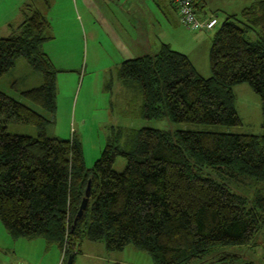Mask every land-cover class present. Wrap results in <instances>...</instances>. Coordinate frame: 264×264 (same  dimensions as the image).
<instances>
[{"label": "trees", "instance_id": "trees-1", "mask_svg": "<svg viewBox=\"0 0 264 264\" xmlns=\"http://www.w3.org/2000/svg\"><path fill=\"white\" fill-rule=\"evenodd\" d=\"M192 2L203 10V0ZM25 10L10 36L0 37V79L24 58L42 83L21 95L53 115L58 71L42 49L51 26L38 10ZM218 25L209 78L165 43L119 64L118 80L142 100L141 118L240 126L233 87L246 83L261 100L264 129V0ZM12 122L36 127L37 135L9 133ZM48 122L0 90V221L12 240L65 247L72 264L84 240L107 252L132 246L154 264H196L222 247L255 246L264 235V135L117 127L87 169L80 141L47 136ZM119 156L126 165L116 172ZM89 180L88 207L74 224ZM222 260L254 264L233 254Z\"/></svg>", "mask_w": 264, "mask_h": 264}, {"label": "rangeland", "instance_id": "rangeland-1", "mask_svg": "<svg viewBox=\"0 0 264 264\" xmlns=\"http://www.w3.org/2000/svg\"><path fill=\"white\" fill-rule=\"evenodd\" d=\"M216 1L222 3L224 0H208L213 6H216ZM237 1L234 4L227 0L225 3L230 5L228 9H220L212 14L217 17L219 25L234 10L237 14L241 12L238 10L242 9V1H248L249 5L252 3V0ZM143 2L151 13L153 10L157 13L150 0H129V4L126 0H0V37H9V26L16 28L24 20L22 11L26 6L38 10L50 24V39L43 43L42 49L50 55L58 71L56 111L50 115L21 95V92L42 83V75L34 71L24 58H19L16 66L2 76L0 90L45 116L49 120L45 126L47 136L61 140L78 139L87 169L99 158L117 127L171 131L211 129L234 134L264 135L261 100L246 83L233 87L234 108L240 118V126L206 127L170 123L165 119L146 120L139 116L142 100L131 84L121 83L116 76V68L121 62L137 57L127 46L130 41L124 33L114 32L113 28L116 30L115 25L121 23L131 34L137 18L136 9ZM127 7L130 9L129 15L123 12ZM149 21H152L151 17ZM159 21L155 33L170 43L172 50H186L196 64L198 74L209 78V49L214 30L201 31L204 37L198 42L194 32L182 26L179 19L167 20L159 15ZM7 130L11 134L37 135L36 127L15 122L10 123ZM125 165L126 159L119 156L115 159L113 169L121 172ZM259 239L255 246L222 247L196 264H227L222 260L225 254L238 255L254 264H264V235H260ZM60 260L61 251L56 245L47 244L41 238L12 240L0 221V264H59ZM73 264L154 263L148 253L132 246L119 252H107L103 243L84 240Z\"/></svg>", "mask_w": 264, "mask_h": 264}, {"label": "crops", "instance_id": "crops-1", "mask_svg": "<svg viewBox=\"0 0 264 264\" xmlns=\"http://www.w3.org/2000/svg\"><path fill=\"white\" fill-rule=\"evenodd\" d=\"M203 1H204L203 10L197 13L201 20H207L208 18L212 16V14H216L215 12L221 11L220 9L226 10L228 9L227 7L230 6L229 3L228 4L225 3L227 2V0L222 1V3H220L219 1L218 2L216 1L214 3L216 4V6H213V4L210 5L208 0H203ZM150 2L153 8L156 9L157 13H154V10L151 13L149 7L146 6L145 2H143L140 5V7L136 9L137 18H135L133 28H131V34H129L127 27L123 26V24L121 23L119 25H115L116 30H114L113 28L114 32L115 31L123 32L125 38L130 41L129 45L127 46H129V49L131 50V52L134 53V57H139V56H143L146 54L155 53L159 50L162 43L168 44L171 47L170 43H166V41L162 40L159 33H155V26L160 23L159 15L161 17L163 15V17L167 20L173 19V21H178L179 18H178L176 9L171 5L169 0H150ZM231 2L236 4L238 1L231 0ZM126 3L129 4V0H126ZM250 5L248 4V1H242V3H240V7H242V9L238 11H242L244 8ZM128 8L129 7H127L126 9H123V12L126 15L130 14V9ZM170 9H172L173 12H171ZM23 13L24 12L22 11V14ZM237 13L238 12L234 10V12L231 13L230 15L237 14ZM150 17L152 18L151 22L149 21ZM193 32H194L195 40L196 41L198 40V42L200 41V38L204 37L201 31H197V32L193 31ZM210 44H211V41H210ZM177 51L185 54L190 59V61L192 62V64L194 65L197 71L196 64L191 59L190 54L186 50H177ZM206 51H208V48ZM48 56L50 55L48 54Z\"/></svg>", "mask_w": 264, "mask_h": 264}, {"label": "built area", "instance_id": "built-area-1", "mask_svg": "<svg viewBox=\"0 0 264 264\" xmlns=\"http://www.w3.org/2000/svg\"><path fill=\"white\" fill-rule=\"evenodd\" d=\"M171 4L177 9L179 22L191 31H212L219 21L216 16H211L207 20H201L196 13L192 0H170ZM66 248L62 249L59 264L66 262Z\"/></svg>", "mask_w": 264, "mask_h": 264}, {"label": "water", "instance_id": "water-1", "mask_svg": "<svg viewBox=\"0 0 264 264\" xmlns=\"http://www.w3.org/2000/svg\"><path fill=\"white\" fill-rule=\"evenodd\" d=\"M89 196H90V180L86 185L84 197L82 198L76 217L74 219V224H76L77 220L83 216L85 210L87 209L89 203ZM72 261H73V255H69L66 264H72Z\"/></svg>", "mask_w": 264, "mask_h": 264}]
</instances>
